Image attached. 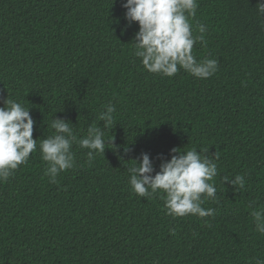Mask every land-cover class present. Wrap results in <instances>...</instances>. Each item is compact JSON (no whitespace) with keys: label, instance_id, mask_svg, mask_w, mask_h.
<instances>
[{"label":"trees","instance_id":"obj_1","mask_svg":"<svg viewBox=\"0 0 264 264\" xmlns=\"http://www.w3.org/2000/svg\"><path fill=\"white\" fill-rule=\"evenodd\" d=\"M123 2L0 0V107L8 98L29 108L34 139L52 135L60 118L78 138L95 124L119 146L106 143L89 163V150L73 144L75 167L52 183L38 140L28 162L0 183V264H255L264 259L253 215L264 211L257 0H198L193 34L197 23L207 29L193 55L218 61L206 79L144 69L132 42L139 26H128ZM109 102L116 111L105 130L98 117ZM173 147L218 157L216 199L202 205L215 216L174 218L159 196L132 191V159L147 153L159 171ZM236 175L243 189L232 184Z\"/></svg>","mask_w":264,"mask_h":264},{"label":"clouds","instance_id":"obj_2","mask_svg":"<svg viewBox=\"0 0 264 264\" xmlns=\"http://www.w3.org/2000/svg\"><path fill=\"white\" fill-rule=\"evenodd\" d=\"M256 6L258 17L264 18V0H257ZM122 7L126 9L124 18L128 26L138 23L139 30L132 40L134 55L141 58L148 72L172 77L183 69L201 79L216 73V59L197 61L193 55L194 45L204 41L207 29L205 24L197 23L199 35L193 34L190 21L196 16L198 0H124ZM115 111V106L109 102L100 113L98 119L104 121L105 130L113 128ZM35 123L29 108L16 100L6 98L4 106L0 107V183L6 182L20 165L28 162L30 154L37 151L38 140L41 158L48 165L45 175L52 183L57 182L56 177L61 172L75 167L73 144L89 150V163L96 154L105 153L106 143H111L113 151L119 150L114 138L105 140V131L95 124L88 127L86 136L78 138L70 122L55 118L51 123L52 135L34 139ZM180 149H170L171 158L162 160L159 171H155L147 153H142L139 161L132 159L135 163L128 168L132 191L142 198L159 196L164 201L166 214L174 218L189 214L201 218L215 216L214 209H205L202 205L208 199H216L214 177L219 174L218 157L210 160L205 155L206 151L198 152L191 148L185 152ZM129 150L124 147L125 153ZM222 179L227 181L228 176ZM245 183L243 175H236L232 181L240 189L245 187ZM253 215L256 231L264 235V211ZM255 264H264V259H257Z\"/></svg>","mask_w":264,"mask_h":264}]
</instances>
